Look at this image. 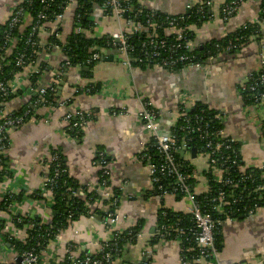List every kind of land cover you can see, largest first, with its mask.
Returning <instances> with one entry per match:
<instances>
[{"label": "crops", "instance_id": "0c3cea01", "mask_svg": "<svg viewBox=\"0 0 264 264\" xmlns=\"http://www.w3.org/2000/svg\"><path fill=\"white\" fill-rule=\"evenodd\" d=\"M21 1L0 0V25L6 23ZM135 1L140 9L183 15L187 13V5H194L199 0ZM211 2V17L200 25L191 24L187 28L193 34L192 49L200 48L208 41L219 40L258 18L259 0H245L239 11L225 21L221 17V8L228 0ZM73 6L74 2L60 21L59 37L62 43L71 33ZM131 9L134 11L133 6H130ZM89 20L93 23V37L120 32L131 34L138 29L127 18L109 16L97 5L91 11ZM50 26L44 24L38 29L37 40L42 49L37 53L34 65L22 68L8 82L15 96L5 105L3 113L6 115L31 107L36 94L30 91V76L39 66H45L40 78L41 86L55 89L57 105L39 107L35 110V117L29 118L19 128L8 131L9 147L3 152V158L12 177L4 180L0 192L23 191L25 200L12 212L0 211V222L10 232L14 228L10 218L17 215L50 223L51 200L44 199L45 204L34 202L29 195L41 190L46 177L41 160L50 156L53 150L61 153L69 176L78 184L76 195L81 193V187L97 183L99 169L93 165V160L98 152H103L107 161L108 187L101 194L112 196L114 190L120 191L117 209L120 220L115 227L127 228L142 223L140 236L125 247L122 257L114 264H139L145 258L143 252L151 254L148 264H183L177 242L159 241L151 248L149 246L156 229L158 210L166 207L186 214L188 203L179 198L161 200L152 190L147 167L138 159L150 139V133L137 117L140 102L148 101L163 113L159 120L162 133L175 126L182 101L188 107L200 102L221 113L224 117V137L240 145L244 164L261 169L264 166V144L255 119L245 113L238 88L260 66L261 56H264V24L260 25L262 38L259 42H250L234 54L220 53L200 68L171 72L159 66L129 67L114 52H103V57L88 75H83L78 66L64 72L59 70L65 60L64 54L60 50L44 49L49 40ZM63 79L65 82L60 87ZM94 85H99L97 91L86 92ZM63 102L67 106L59 107ZM71 109L95 113L79 138L71 137L61 123L63 116ZM113 110L123 112L113 115L110 112ZM194 163L198 172L204 169L202 160L197 159ZM198 182L200 184L196 190L199 193L203 178L198 176ZM27 198L29 201H26ZM110 233L101 223L81 215L48 244L47 261L61 264L67 245L75 249L76 256L94 254L98 251L97 244L107 241ZM16 254L0 236V263L17 264ZM219 258L232 259L235 264H264V208L258 209L251 217L223 224Z\"/></svg>", "mask_w": 264, "mask_h": 264}, {"label": "built area", "instance_id": "2783aa9c", "mask_svg": "<svg viewBox=\"0 0 264 264\" xmlns=\"http://www.w3.org/2000/svg\"><path fill=\"white\" fill-rule=\"evenodd\" d=\"M49 1L52 2V0ZM244 1L245 0H229L224 4L221 8L222 19L225 21L234 16L239 11ZM261 1L264 4V0H259L258 15L261 14ZM39 2L41 5H44V9H46L48 6L47 0H39ZM64 2L66 3L64 12L57 15L53 21L46 23L51 25L49 27V37L52 36L60 43H62L59 37L60 21L63 19L64 13L69 5L75 2V0H64ZM125 2L119 0H102L100 8L109 16L125 18L124 14L126 13L128 17L130 11V6L126 8L123 5ZM211 5V0H199L194 5H187L186 10L188 11L193 6H197V14L202 15L204 9L209 8ZM78 17L79 15H77V18ZM20 18L21 9L16 11L9 23V31L5 34L6 41L12 43L15 40V37L13 38L11 36L13 31L22 33L23 26L19 27ZM37 19L45 20L46 16L42 12H39ZM257 19L249 23H257ZM26 20L30 22V18H26ZM27 22H25V24H27ZM178 23L177 20H171L169 23L170 28L167 29L166 32L175 34L176 43L171 42L165 36L151 34L148 40L140 45L141 57H133L131 55L133 54V46L129 44L127 38L130 33L120 32L110 35L111 39L115 42L114 45L116 49L114 53L116 57H118L124 65L129 67L132 66L134 62L142 63V61L158 60L161 65L167 69H171L176 64H186L187 69L200 68L207 60L214 59L208 58L203 64H193V55L187 53L178 54L177 52L180 49L188 53L193 51L191 41L185 39L183 36V29L178 28ZM147 25L153 24L148 20ZM243 28L246 29L247 26L243 25ZM36 31H38L36 27H33L29 35L24 38L23 46L24 49H28L31 53L37 55L38 52L36 49L41 50L42 48L38 41L35 40ZM75 33L85 34L86 32L83 31L79 23H76ZM17 39L21 41V38L18 37L16 40ZM46 47H48V45ZM50 49L60 50V47L57 44H50L48 50ZM216 49L219 50L221 47L219 48L216 46ZM234 50H236V45L229 42L223 51L229 53ZM25 56V53L19 54L16 57L15 65L21 68L34 65L35 62L27 64L25 62ZM99 57L98 53H94L87 63L95 61L99 59ZM68 65L69 62L65 57L63 64L60 66V70L63 71ZM254 73L257 74L256 78L253 77ZM31 76L38 77L32 85H30V91L36 94V98L32 100L31 107L26 108L24 112L17 116L13 113L6 115L2 112L0 114V155L7 149V144L9 142L8 131L19 128L29 118L35 117V110L38 109L40 105H52L48 94L55 91L51 89L47 93L48 88L41 86L40 78L42 74L40 73V68L35 69ZM244 91H249L250 93L256 92L257 96L253 100V103L244 106V110L246 115L248 114L255 119L256 127L260 133V139L264 144V56H261L258 70L250 73L246 77L244 83L238 88V94L241 100L242 97L240 93ZM13 94L10 86L0 83L1 97L8 98L9 95ZM64 106H67L66 102L59 104V107ZM140 106L141 109L137 117L144 128L150 133V139L138 159L147 167L152 190L161 200L167 198L186 200L188 203L186 214L190 215L191 218V226H187V228L180 227L177 222L171 225L163 223L154 230L153 236L160 238V241H165V237L172 236L173 238L169 242H177L180 246V250L182 247L184 252L193 253L191 259L192 264H235L232 259L219 258L220 252L216 244L217 231L227 221L238 220L236 216L243 219L251 217L259 208L256 205H254L256 207L254 209L248 208V205L245 203L248 201H245V198L248 197V200L251 201L255 199L252 196L258 191H264V187L261 185H259L258 188L248 187V184L250 186L254 184L255 179L250 173L252 168L248 167L242 161L240 145L236 147L234 144L237 142L231 138L224 137L223 128H214L212 122L208 121L209 117L206 116L203 111H201L199 115L190 117L188 112L193 106L188 107L185 101L181 102L180 108L176 114L177 121L180 119L182 125L179 126L178 129L172 128L168 132L162 134L158 132L160 130L159 120L163 116V113L156 110L150 102L145 100L140 102ZM110 112L116 115L123 111L113 110ZM94 116L95 113L92 111L86 112L71 109V111L63 116L61 123L65 127L66 132L77 135ZM213 120L217 121L218 125L223 126L224 117L221 113L216 114ZM192 149L195 150L194 157L191 155ZM58 159L59 157L57 155H53L41 160L46 170H49L50 166L55 164L53 175L50 178H45L41 188L42 196L45 200H52L53 190L56 189L62 179V175L66 172L60 169ZM197 159L202 160V166L204 167V169L199 172L194 163ZM1 163L0 159V170H4ZM106 164L107 161L104 153L98 152L93 160V165L98 167L99 172H101L99 176L100 181H97L93 186L85 187V189L87 191H96L103 199H110L112 197L111 195L105 194L102 196L101 194V192L108 187ZM260 170V180H264V166ZM8 171L12 174L9 168ZM206 174L210 176L213 183L218 187L214 195L209 198L208 207L197 199L200 194H210L212 192L208 185ZM198 176L203 178L202 190L199 193L196 190L200 184L198 182ZM45 183L48 184V188H45ZM64 184L65 183H63V185ZM245 184H247L248 189L245 187ZM237 188H239L238 192L236 191ZM71 190L72 188L69 189V191ZM4 193L17 194L8 190L6 192H0V198ZM26 201H29V199L27 198ZM19 206L20 205L11 204L8 206L7 212H12ZM87 207L90 209V212L95 208L103 211L99 216L93 215L92 213L89 218L96 221L95 218L99 217L98 222L101 223L106 230L111 231L110 238L103 243L97 244L98 251L96 253H84L82 258L74 254L75 249L71 245H67L64 251L65 256L63 261L65 260L69 264H114L115 261L122 257L124 249L128 245L127 241H131L132 239L136 240L140 236V233L132 235L131 229L134 226L127 228L115 227L120 220V216L117 213L118 206L116 205V200H112L108 205L104 206L101 200H99L94 206L87 205ZM160 209H163L161 213L163 219L166 217V211L176 212L166 207H161ZM216 214L222 215L225 217V220L215 218L214 216ZM69 218L70 216L68 219ZM10 219V223L14 225L13 219ZM0 228L4 235L7 236L6 238L8 240H16L24 243V241L28 239V233L23 229L13 228L10 232V229L5 226L3 222H0ZM62 231L55 236L54 241L59 237ZM124 232H126V235L123 234ZM122 236L126 237V241L120 247L118 244L121 243ZM4 244L7 245L5 241ZM183 245L185 247H183ZM46 249L40 251V255L35 254L32 249L23 251L20 254H16V259L20 258L19 264H49V260L47 261L48 254ZM146 255L147 253L143 252V257H146ZM211 258H213V262H211ZM181 261L183 264H190L182 258Z\"/></svg>", "mask_w": 264, "mask_h": 264}, {"label": "trees", "instance_id": "16d2710c", "mask_svg": "<svg viewBox=\"0 0 264 264\" xmlns=\"http://www.w3.org/2000/svg\"><path fill=\"white\" fill-rule=\"evenodd\" d=\"M229 1V0H228ZM48 6L46 9H44V5H41L39 0H22L21 3L15 7L12 15L10 18L6 21V23L0 25V83L6 84L9 86L8 82L13 78L14 75L21 72L22 68L15 65L16 57L19 54L25 53V62L29 64L30 62L34 63L37 59V55L35 53H31L30 50L24 49L23 40L27 35H29L30 31L33 27H36V30L41 28L44 24L49 23L55 19V17L59 14H62L64 12V7L66 3L64 0H52L50 2L47 0ZM102 0H75L74 2V16L72 20V28L71 33L69 34L68 38L63 42L60 43L56 41L52 36L49 37L48 40V47L49 45L57 44L60 47L61 53L64 54V56L67 58L69 65L65 67L67 70L70 67L78 66L80 68V71L83 75H88L91 68L103 57V52H114L115 42L111 39L110 35H103L101 37H93V23L89 20V15L91 11L93 10L94 6H101ZM123 5L127 8L128 6H133V9H131L128 13L127 19L131 22L135 23L138 26V29L128 34V42L130 45L133 46V54H131L133 57H141V51H140V45L141 43L148 40V37L151 36V34H155L157 36H165L168 40L171 42H175V34L172 32L166 33L167 29L170 28L169 23L171 20H177L178 28L183 29V36L187 41H192L193 34L187 29L189 25L195 24L200 25L206 20H208L211 15L209 13V8L204 9L202 15L197 14V6H193L190 8L187 13L183 15H166L161 14L159 12L155 11H149L146 9H140L138 8L135 0H127ZM21 9V18L19 27L23 26L22 33H19L18 31H13L11 36L16 40V38H21V41H18V39L13 41V45H10L9 41L5 40V34L9 31V23L13 17V15L16 13L17 10ZM260 10L261 14L258 15V22L254 24L246 23L244 25L247 26L246 29L243 28V26H240L235 31L228 33L225 37L219 39V40H211L203 44L200 48L193 49L190 53L187 51H184L183 49H180L177 53H187L189 55H193L194 59L192 60L194 63H200L203 64L208 58H216L218 54L223 53L225 46L232 42L236 45V50L229 52V54H234L238 52L242 47L246 46L250 42L257 41L259 42L262 38V35L260 33V25L264 24V4L261 1L260 4ZM39 12H42L45 14L46 19L40 20L37 19V15ZM77 15L79 17L77 18ZM26 18H30V22H27L25 24ZM151 21L153 25H147V21ZM79 23L82 27L83 31L86 33L83 34H76L75 33V24ZM154 30V31H153ZM37 32L35 33V40H37ZM217 47H221V49L217 50ZM48 47H45L44 49H48ZM37 52L40 51V49H36ZM98 53L99 59L92 61L90 63H87V61L90 59L92 54ZM63 64V63H62ZM133 66H159L162 67L168 71L171 72H177L180 70L187 69L186 64H176L171 69H167L166 67H163L160 63V61H142V63H132ZM40 73L42 74L43 71H45V66H39ZM60 70V69H59ZM62 71V70H60ZM257 74L254 73L253 77L256 78ZM38 77L37 76H31L30 80L33 83ZM54 90V88H48L47 93L49 90ZM99 89V85L90 86L86 90L88 93H93L94 91H97ZM56 92H50L49 99L51 102V106H56V98H55ZM242 97L243 105L246 106L248 104L253 103V100L255 99L256 92L250 93L249 91H244L243 93H240ZM15 95H9L8 98H3L0 95V114L4 111L6 103L11 100ZM34 97L32 98V100ZM44 105H40L39 107H43ZM47 106V105H45ZM38 107V108H39ZM24 110L13 112L14 115H20ZM201 111L204 112L206 116L209 117L208 121L212 122V125L214 128H223V126L218 125L217 121L213 120V117L218 114L219 112L212 110L208 108L206 105L196 102L193 104V107L189 109L188 115L190 117H193L195 115H199ZM2 120V119H1ZM182 125V122L180 119L177 121L176 126L173 127V129H178L179 126ZM17 129V128H15ZM71 137L79 138L82 135V131L79 134L69 133L67 132ZM76 135V136H75ZM236 147H239L238 143L234 144ZM9 146V142L7 144V149ZM57 155L59 157L58 164L60 166V169L66 171L62 175V179L56 189L53 190V198L50 201V210H51V221L50 223L46 224L43 223L39 218L35 217H22L20 215L13 216V223L14 228L16 229H24L26 233H28V239L23 242L16 241V240H8L6 235L2 232V229L0 228V236L4 239L7 246L14 250L17 253H21L26 250L32 249L35 254H39L40 251H43L46 249L48 244L51 241H54L55 236L58 235V233L62 230L67 229L73 222L77 221L78 218L82 216H90V214L93 213V215L99 216L103 213L102 210H99L95 208L93 211L90 212V209L87 207V205L94 206L97 201L101 200L102 205H108L112 200H116V205L119 206V196L120 191L114 190L112 192V197L110 199H103L100 197V195L96 191H87L85 187H81V193L79 195H76L75 191L78 187V184L69 176L67 166L65 164L64 158L61 155L59 151L53 150L50 154V156ZM1 164L3 169L0 170V185L3 184L5 179H9L12 177L10 172L8 171V167L5 165V159L3 158V154L0 155ZM42 164V163H41ZM55 164H52L50 166L49 170H46V177L50 178L53 175ZM252 171V172H251ZM261 170L252 168L250 170V173L253 175L255 182L253 185H249L248 187H255L258 188L259 185L264 187V180H260L259 174ZM101 175V172L98 174V182L100 181L99 176ZM207 175L208 185L212 192L210 194H200L198 195L197 199L206 207H208V200L210 197L214 195V193L217 191L218 187L213 183L210 176ZM45 177V178H46ZM64 181V182H63ZM63 183H65L63 185ZM45 188H48V184L45 183ZM241 186V185H240ZM242 187V186H241ZM245 187L248 189L247 184H245ZM72 188L71 191L69 189ZM239 188H237L238 192ZM251 190V189H249ZM259 192V193H258ZM254 197L255 199L249 201L248 197L245 198V202L248 206V208H256L254 205H256L259 209L264 208V191H258ZM260 195V198H259ZM30 199L36 202H41L43 204L46 203L42 196V191H34L29 195ZM25 198V193L23 191L18 192L17 194H9L4 193L1 195L0 198V211H8L9 205H21ZM45 202V203H44ZM163 209H159L157 212V225L156 228L159 227L161 224L165 223L166 225H171L174 223H179V226L182 228H187V226H191L190 221V215L181 213V212H171L166 211V217L163 219L161 216ZM90 212V213H89ZM8 213V212H7ZM70 218L68 219V217ZM219 216V217H218ZM236 216V215H234ZM215 218H218L220 220H225V217H223L220 214H216L214 216ZM238 219H240L238 216H236ZM243 219V218H241ZM142 229V223H138L135 225L132 229V235H137L140 233ZM221 229H218L216 234V244L219 252L221 251ZM126 235V232L123 233ZM173 237L168 236L165 237V241H170ZM161 239L158 237L153 236V238L149 242L150 248L154 246L157 242H159ZM126 241V237L122 236V240L120 241L118 245L121 247L124 242ZM136 240L132 239L131 241H127L128 244H133ZM183 247H185L183 245ZM40 255V254H39ZM192 255L191 252H184L182 247L180 250V257L188 261L190 264H192ZM84 256L83 254H80L79 257L82 258ZM1 264V263H0ZM61 264H69L65 260Z\"/></svg>", "mask_w": 264, "mask_h": 264}, {"label": "water", "instance_id": "95a60500", "mask_svg": "<svg viewBox=\"0 0 264 264\" xmlns=\"http://www.w3.org/2000/svg\"><path fill=\"white\" fill-rule=\"evenodd\" d=\"M124 17L127 18V14H126V13L124 14ZM64 82H65V79H63L62 83L60 84V87H62V85L64 84ZM158 133H159V134H162V132H161L160 130H159ZM194 154H195V150L192 149V150H191V155H192V157H194ZM95 219H96L97 222L99 221V217H96ZM240 219H241V218H240ZM150 256H151V254L148 253V254L146 255V257L143 258V259L140 261L139 264H148L149 261H150ZM213 261H214L213 258H211V262H213ZM16 263H17V264L20 263V258H18V259L16 260ZM49 264H54V262H53L52 260H49Z\"/></svg>", "mask_w": 264, "mask_h": 264}]
</instances>
